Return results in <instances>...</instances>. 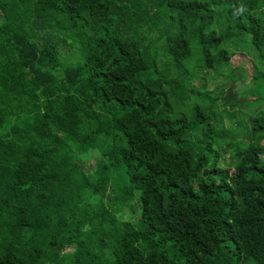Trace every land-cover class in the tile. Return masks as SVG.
I'll return each instance as SVG.
<instances>
[{"label":"trees","instance_id":"obj_1","mask_svg":"<svg viewBox=\"0 0 264 264\" xmlns=\"http://www.w3.org/2000/svg\"><path fill=\"white\" fill-rule=\"evenodd\" d=\"M0 264H264V0H0Z\"/></svg>","mask_w":264,"mask_h":264},{"label":"rangeland","instance_id":"obj_2","mask_svg":"<svg viewBox=\"0 0 264 264\" xmlns=\"http://www.w3.org/2000/svg\"><path fill=\"white\" fill-rule=\"evenodd\" d=\"M247 56H248V58H247V61H245L244 65H243L244 68L241 70L242 74L240 75L239 80L234 82L230 86V88H232V91H234V92H241L244 88H247L249 85H251V79H249L248 76L251 75V70L253 69V63L250 60L251 54H249ZM207 81H208V85H209L208 90H210V91H211V89H215V88L217 89L219 86H223V84H224L223 82L221 84V81L218 79L213 80L211 77H207ZM224 87H225V89H227L229 86H228V84H226ZM238 99L242 101V99L240 97ZM242 106H244V108H245V104H243ZM97 158H98L97 152L91 154L89 157V163L94 164L97 161ZM229 161H230V156L226 155L225 156V162H229ZM130 216L132 217V214H130ZM128 217H129L128 212H126L125 218H128Z\"/></svg>","mask_w":264,"mask_h":264}]
</instances>
